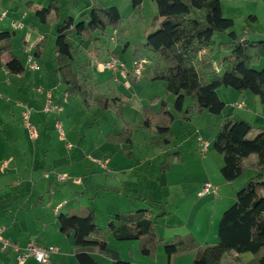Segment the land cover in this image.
<instances>
[{"label": "crops", "instance_id": "obj_1", "mask_svg": "<svg viewBox=\"0 0 264 264\" xmlns=\"http://www.w3.org/2000/svg\"><path fill=\"white\" fill-rule=\"evenodd\" d=\"M227 1L234 3L233 8H229L230 12L236 10V5L237 7L242 6V4L237 2L247 4L256 2V0H224L222 2L223 14L224 3ZM32 2L33 6L27 7V9L29 11L35 10L34 15L36 16L37 9L34 1ZM94 2L90 4L93 8H97L95 6L98 5ZM257 2L264 5V0H258ZM6 3L21 5L17 0L14 2L0 0V6ZM109 5L103 8L117 6L116 3ZM145 5L146 0L143 7ZM11 10L10 12H13V9ZM84 12H90L89 5L81 8L75 17L77 22ZM2 13L7 15L5 19L0 21V32L22 30L25 42V47H23L28 56L35 54L37 44L44 37L48 38L43 57L36 58V63L40 69L37 70L34 78H31V81L25 84L18 86L14 84L18 79L12 80L10 73L4 68V64L10 60L11 56H0V90L5 91L7 94H14L17 99L25 104V108L31 105L35 110L38 123L42 124L38 139L43 135L45 142L40 147H37L36 150H46L47 156L54 154L56 151L58 153L56 154L58 157L52 159V164L48 165L46 160L49 157L44 156L43 161L40 163L39 159H37V154H33L31 157L30 152L34 148H26L25 144L17 147L16 151L18 152H15V154L11 153V146H7V143L0 144V232H2V237L18 243L22 247L33 243L41 246L56 247L58 252L52 256L49 264H78L75 257L73 237H66L60 232L58 216L60 214L83 211V209H91L97 214L96 209L92 206L93 203L90 196H92L93 191L96 190L95 193L99 191L95 189V183L85 186L84 180H88V176L93 180L98 174L105 178V180L103 179L104 185L100 188L102 195L113 193L117 201L114 204H108L106 223L118 214L126 211L148 209L149 206L155 216L161 215L156 221V232L163 240L172 241L175 236L187 233L192 234L201 245L217 243L218 227L223 213L236 202L237 192L256 175V170L249 169L245 175L231 183L226 182L224 178L221 180L217 177L211 178L210 175L213 174L212 165H221L219 169L224 165L223 157H219V154L214 151L213 144L226 117H229L232 121L244 120L251 123L253 130L249 136L253 132V136H255L259 132L264 131V105L260 104L259 99L250 92L221 89L218 94L221 100L226 103V109L222 116L205 114L196 116L191 122H184L183 115L175 112V97L167 93L164 82H149L145 80V76L142 79H134L132 76L124 79L118 76L119 80L116 82L110 72L101 70V65L111 57L129 60V63L137 58H147L138 48H133L129 41L125 43V46L120 39L118 41L117 37L121 38L124 34V31L121 34L123 28L117 31L109 29L104 34H98V37H101L98 41L82 42L78 38L75 39L77 46L76 61L78 59V63L75 61V65L87 66L90 85L96 88L100 94L106 95L110 99L120 98L126 104L123 117L116 118L115 107L109 111L96 109L98 112L101 111V115L95 114L96 119L93 121L92 127H88L86 138L79 140L76 146L70 142L65 146L66 133L63 140L59 136V144L54 145L50 141L46 144V140H52V138L49 134V120L46 118L42 119L41 113L42 115L49 114H45L40 109L45 104L47 92L52 93L57 104L63 105V111L58 113V115L63 117V119L60 117L61 120L59 122L61 124L69 123L74 115L78 117L79 114L84 113L83 111L86 110L82 102L80 104L79 100L76 101L79 98L73 99L77 103L71 102V97L65 98V86L60 82V76L56 72L55 64L53 66L56 42V38L55 42H53L54 32H56L57 24L62 19L61 17L59 20L53 21L51 19L52 22L49 25H42L37 18H32L29 21L28 12L22 13L21 17L19 15L14 18H9L8 10L2 11ZM238 13L235 12L229 17L234 20L235 26L240 21L236 18ZM254 17V20L249 19L252 20L253 25L245 38L251 41L264 40V27L259 28L258 26L261 19L258 16ZM27 18L28 20L25 22ZM15 22H21L22 29L14 30L12 24ZM30 24H34L36 29L27 32ZM247 26L246 22H244L243 30L247 29ZM110 31L113 35L110 38V42L115 43L113 46L104 43V37ZM242 32H236V34L240 35ZM117 43L122 44V47H124L121 51L122 57L119 54L120 48ZM220 47L222 49L223 45ZM221 49L216 54H222ZM216 54L212 57V61L216 69L221 72V60L217 61L215 59ZM12 55H14L13 51ZM19 58L21 59V57ZM149 62L152 65V62ZM155 64L154 67L148 68L150 70L148 72H151L157 66L164 67V64L158 59ZM263 64L264 61L261 62L260 66H263ZM23 77L26 76L19 77V79ZM154 98H159L160 101L154 102ZM161 100L166 101L168 110L173 112L176 118L171 129L174 140L169 146L153 149L151 146L153 133L139 129V125L143 120V108L150 106L155 111H158ZM241 103H244V107L238 108V104ZM191 105L192 103L189 106ZM8 112L11 117L10 110ZM52 115L57 120L55 113ZM84 120L80 119L81 125L85 124ZM94 125L98 128L94 129ZM127 125L134 128L131 146L104 143L105 136L109 132H121ZM179 125H181L182 130L191 128L193 136L187 137L186 131L181 132ZM72 136L73 134L71 133L69 137L71 138ZM195 136L198 137V144H196L198 153L193 148H185ZM206 136L212 140V143H210L208 150L203 152L202 142H209L204 139ZM181 139H184L183 143L177 146ZM99 143L100 145L97 146ZM47 145L49 149H45ZM128 148H130V155L126 153ZM183 148L185 153L182 154L179 150ZM210 148L212 150L209 151ZM60 157L63 159H60ZM30 158L37 161V166L40 164L38 169L41 174L37 173L34 175L32 172L30 173L26 163ZM58 159L59 161H57ZM166 161H169L171 165L167 171L162 172V166ZM57 165H60V167ZM73 167L82 168L83 173L81 176H83V179H81V176L74 175L75 173L71 169ZM32 169H34V166H32ZM60 171L68 176V180L71 177L68 171L73 174L72 187L66 186L60 190L55 188V182L60 183L58 177L63 175L58 174ZM85 173L90 175L84 179ZM23 174H25L24 177L22 176ZM36 177H40L45 181L44 188L42 186V191L39 195H37V188H41V179L36 180ZM110 177L112 178L111 182L109 181ZM76 179H80V182L76 183ZM212 181L217 182L212 183L215 184L216 190L207 196H200L203 185ZM82 191V196H79ZM61 193L66 195V199L58 201L57 195ZM144 200L149 201L150 204L147 205V201ZM178 212L183 215L181 217L177 216V225L175 216L178 215ZM107 242L109 257L97 252L92 253L100 264H117L121 260L130 261L132 264H168V257L163 247H160L154 257H149L141 253L139 241L118 242L112 236H108ZM234 256L236 257L235 259L241 257ZM186 258L177 257L172 264H183V260L184 264H193L192 259L189 263L185 262ZM0 264H19L16 254L11 250L2 251L1 244ZM25 264L40 263L30 258Z\"/></svg>", "mask_w": 264, "mask_h": 264}, {"label": "trees", "instance_id": "obj_2", "mask_svg": "<svg viewBox=\"0 0 264 264\" xmlns=\"http://www.w3.org/2000/svg\"><path fill=\"white\" fill-rule=\"evenodd\" d=\"M22 1L27 2V7L33 6L31 0ZM152 1L158 10L154 20V26L158 29L147 35L143 47L153 53L164 67L157 66L148 72L152 68L150 65L144 75L145 80L166 84L167 93L175 97L174 110L183 115L184 122H191L196 116L205 114L222 116L226 103L218 94L221 89L250 92L264 105V67L257 69L264 61V40L251 41L245 38L249 34L247 29L240 35L232 31L235 22L224 17V0ZM144 2L130 0L132 10L141 12ZM35 14L40 24L49 25L52 20L60 19L61 9L56 1H51L48 7L37 9ZM249 19L254 20L255 17L250 16ZM122 27L123 15L117 6L92 8L90 12L82 13L78 22L73 17H66L58 25L54 49L56 72L68 97L81 99L87 110L97 108L109 111L115 107L118 119L123 117L126 104L120 98L110 99L100 94L90 85L87 66L75 65V39L82 42L98 41V34H104L109 29L117 31ZM30 28L35 30L36 26L30 24ZM225 33L231 43L227 46L229 53L220 61L219 72L212 61L219 50L214 38L217 34ZM15 36L14 31L0 32V56L10 55L4 68L11 75L22 77L26 75L27 68L19 57L12 55ZM47 44L46 37L37 44L36 58L43 57ZM186 99L191 100V106H185ZM153 101L158 102L160 99L154 98ZM142 114L139 129L153 133L152 148L161 149L171 145L174 140L171 129L176 118L168 110L166 101L161 100L158 111L145 106ZM252 130L253 126L249 122L232 121L226 117L213 144L214 151L223 157L224 165L220 173L226 182L238 180L249 169L256 170V175L237 192L236 202L223 213L217 243L201 247L193 236L163 240L156 232V221L161 215L155 216L150 209L116 215L108 221L106 232L99 227L91 209L60 214L59 230L66 237H73L78 264H100L92 255L94 252L109 257L108 236L118 242L139 241L144 256L151 257L163 247L168 264H172L173 258L182 250L184 253L195 252L193 264H238L234 259L226 262L228 254H252L257 257L258 264H264V131L251 139L249 134ZM133 135V126L127 125L119 134L109 132L105 141L129 147ZM126 153L131 154L130 148L126 149ZM170 165L166 161L161 171H167ZM117 264L132 263L121 260Z\"/></svg>", "mask_w": 264, "mask_h": 264}, {"label": "rangeland", "instance_id": "obj_3", "mask_svg": "<svg viewBox=\"0 0 264 264\" xmlns=\"http://www.w3.org/2000/svg\"><path fill=\"white\" fill-rule=\"evenodd\" d=\"M9 1L14 2V0H9ZM32 1H34L36 9H42L43 7H48L50 5L51 1H56L59 5L60 9H61V19L62 20L60 21V23H62V21H64V19L66 17L75 18L78 15V13L80 12L81 8H83L85 5H89L90 10H91L93 8V6H91V4H90L91 2L95 1L94 3H97V5H98V6H95L97 8H103L106 5L116 3L117 7L119 8L120 12L123 15V27H122L123 29L121 31V34L124 31V34L121 36V38L119 36L117 37L118 41L120 39V41L122 42V44L124 46L126 45L125 43H127V41H129V43L131 44V46L133 48H138V50L140 52H143V54L146 55V57H147V58H137V59H146V60H148V62L151 61L152 65L149 62L151 67H154V65H156L155 62L157 61L158 58L153 53H151L150 51L146 50L143 47V44L146 43L147 35L155 32L158 29L157 26H154V20L158 15V10H157L155 3L152 0H146V5H145V7H143V10L141 12H135L132 10L131 5H130V0H108V1H105V0H32ZM96 1H98V2H96ZM257 1L258 0H256L255 3L250 2L248 4L244 3V2H237V3L242 4V6L237 7V5L235 4L236 10L233 12H230L229 8L232 9L234 3H231L230 1H227L224 3V14L223 15L225 18H229L230 15H232L233 13L235 14V12L236 13L239 12L236 18L239 19L240 21L236 24L235 28H233L232 31L237 32V33H241L243 31V28H244V22H246V25H248L247 31L249 32V30H251V27L253 25L252 20H249V17L251 15L260 17V19H261L260 25H258V26H259V28L264 27V5L261 3L258 4L259 2H257ZM17 2L21 3V5L20 4L17 5V3L16 4L6 3L2 6H0V15H1L0 18H2L3 14L7 15L6 13H2V11H6V10H8V12H9V15H8L9 18H14V17L19 16V15L21 17L25 12H28V14H29V16H28L29 21L32 18H34V19L36 18V16L34 15L35 10L29 11L27 9L26 3L23 2L22 0H17ZM109 6H107V7H109ZM11 9H13V12H10V11H12ZM5 18H6V16L5 17L3 16L2 20ZM28 18L25 20V22L28 20ZM244 19H245V21H244ZM59 24H57V26ZM19 29H22V28H19ZM14 30H18V29H14ZM30 30H33V29L28 27L27 32H29ZM14 32L16 33V37H14V42H13L14 56L21 57L24 65L26 66V68H28L27 73L25 75L26 77H23L22 79H19V77H15V76L10 74V77L13 78L12 80L18 79L16 82H14V84L16 86H18V85L30 82L31 78H34L35 73L37 71L36 70L34 71L31 69L32 63L30 62V60H33L36 62V57H35V54L34 55L30 54L28 56V53H26V51L24 50V47H23V37H24L23 31L20 30V31H14ZM54 35L55 36L53 38V42H55V38L57 36V33L54 32ZM112 36H113L112 32L111 31L108 32L106 34V36L104 37V43H106L107 45L113 46L115 43L110 42V38ZM214 40L218 44L219 50L221 49L220 46L223 45V47L221 49L222 54L218 53L215 56L216 57L215 59L217 61H220L221 58L224 55H227L226 53L229 52L227 46L231 43V40L228 37L227 33L217 34L215 36ZM122 44H118V47L120 48L119 54L121 57H122L121 51L124 48V47H122L123 46ZM126 48H127V46H126ZM111 59H115L117 61L127 62V63H129L128 62L129 60L111 57L108 61H106L105 63H103L101 65V67H100L101 70L110 72L112 74V78L114 77L113 80L117 82L119 80L118 76H120L119 72H117V74L113 73V72L107 70V67H106L107 63ZM76 63H78V59H77ZM53 66H54V63H53ZM76 67H80V66H76ZM263 67H264V64H263V66H258L257 69L261 70V69H263ZM0 95H1L0 96V144L1 143H5V144L7 143V146H11V149H12L11 153L12 154H15V152L16 153L18 152V151H16L17 147L21 146L22 144H25L26 148H29V149L34 148L30 152L31 157L33 156V154H37V156H38L37 159H39L40 163L43 161L44 156L47 158L49 157L46 160V163L48 165H51L52 164L51 160L58 157V155H56V154H58L57 151L54 154L47 156L48 153L45 152L46 150H36L37 147H40L45 142L43 139L44 138L43 135L41 136L40 139H38L42 124L38 123V120H37L38 118H36L35 110L32 108L31 105H29L28 107L25 108V104L22 101H20L19 99H17V97H15L14 94H7L5 91L0 90ZM52 97H53V95H52ZM173 97H174V95H173ZM53 100H54V97H53ZM78 100L81 104L82 101L80 99H77L76 101H78ZM70 101L74 102L73 98H70ZM76 101L74 103H77ZM54 104L57 105V102L54 101ZM190 104H191V100L188 99L186 106H189ZM59 105H61L63 108L62 104H59ZM22 107H23V109H22ZM96 109L97 108H94V109L89 110V111L86 109L85 111H83L84 113L79 114L78 117L76 115H74V117L72 118V121H70L69 123H65V125L62 123L63 124V130L66 133V138H67L66 142H65V146L68 145L69 142L71 144H73L74 146H76L78 144L77 142L79 140L86 138L88 127L89 126L92 127L93 121L96 119L95 114L101 115V111L98 112ZM8 110H10L11 117L9 116ZM40 110H42V112H44L45 114H49V115H42V113H41L42 119L46 118L47 120H49L48 121L49 122L48 127H49V131H50L49 134L51 135V138H52V140H50V139L46 140V144L48 143V141H50V143L52 142L54 145L59 144V139H60L59 133H58V130L56 129L55 126H56L57 122H59L61 120L60 117L62 115H58V113H60V112L55 113L56 118H57V120H56L53 117L54 115H52L54 112H52V113L51 112H45V104L41 107ZM29 111L31 113V117H30L31 118V126H32L31 130L28 127L26 128V126L24 124V119H23V115ZM115 116H116V111H115ZM61 118L63 119V117H61ZM80 119H85L84 120L85 124L81 125ZM179 127H180L179 129L181 131L182 130L181 125H179ZM96 128H98V127L94 125V129H96ZM31 131L34 133L36 132L35 137L32 136ZM184 131H186L187 137L193 136V130L191 128H186L185 130H182L181 132H184ZM176 132H177V129H176ZM71 133L73 134V136L70 138L69 135ZM119 133H120V131L118 133L116 132V134H119ZM194 135H196V134H194ZM253 135H254V132L249 136V138L253 139L255 137ZM197 138L198 137L195 136V138L190 143H188L185 148H193L194 150H197V148H196V146H197L196 144H198ZM204 139L209 141V143H212V140H210L209 137L206 136ZM183 141H184V139H181L178 142L177 146L181 145L183 143ZM105 142L106 141H104V143ZM108 144H110V143H108ZM99 145H100V143L97 146H99ZM60 146H63V145H60ZM45 149H49L48 145L46 146ZM210 150H212V148H210L209 151ZM176 151H178V150H176ZM179 151L182 154L185 153L184 148L179 150ZM180 152H178V153H180ZM196 152L198 153L199 151L197 150ZM191 153H193V152H191ZM218 156L220 157L221 155H218ZM60 159H63V158L60 157ZM57 161H59V159ZM26 163L28 165L27 167L29 168L30 173L32 172V173H34V175L37 173L41 174V172L38 169V166L40 164L37 166V161L35 159L30 158ZM32 166H34V169H32ZM57 166L60 167V165H57ZM220 166H217L216 164L212 165L213 174L210 175L211 178L217 177L220 180L223 179V177L220 173V169H219ZM71 169L73 170V173H75L74 175L81 176L83 173V170L81 167H73ZM68 173L71 177L69 178V180L67 179L68 181L66 180L67 182L65 181L66 183H61L59 181L60 176L58 177V181L61 184L57 183V181H56L54 184L56 189L60 190L66 186L72 187L71 182L73 181V179H72L73 174L70 173V171H68ZM58 174H63V173H62V171H60ZM24 175L25 174H23L22 176L24 177ZM88 175H90V174H88ZM88 175H87V173H85L84 179ZM98 176L99 175L97 174V177H94L93 180H91L90 176H88V180H84L85 181L84 185L90 186V185L95 183V186H96L95 189H97L99 191V192H96L97 194L95 193L96 190L93 191V194H91L92 196H90V197H91L92 203H93L92 206L94 207V209H96V212H97V214L95 213V215H97L96 219L98 220L97 222H99L98 225L103 231L106 232L107 231V223H108V222L106 223V221H107L106 213H107L108 204H114L117 201L115 200L113 193H109L108 195L107 194L102 195L103 193L100 190V188L104 185L105 178H102L101 176L98 177ZM82 177L83 176H81V179H83ZM35 179L39 180L41 178L36 177ZM111 179L112 178L110 177V179H109L110 182H111ZM76 180H78L80 182V179H76ZM210 183L212 184V183H217V182L212 181ZM44 184H45V181L41 179V188L40 187L37 188L38 189L37 195H39V193L42 191V186L44 188ZM212 185L214 186L215 184H212ZM74 189H76V188H74ZM78 189H81V188H78ZM82 194H83V191L79 194V196H82ZM38 197H40V196H38ZM38 197H37V199H38ZM57 199H58V201H63L64 199H66V195L61 193L60 195H57ZM144 201H147V200H144ZM146 204L148 205V204H150V202L147 201ZM148 209H150L149 206H148ZM83 211H85V210L83 209ZM126 212H128V211H126ZM182 215L183 214L181 212H178V215H176V216L174 215L177 225H178L177 216L181 217ZM184 236H193V235L187 234V233H183L182 235H180V237H184ZM175 237H177V236H175ZM213 244L214 243H212V244L207 243V244L201 245L199 243V245L201 247H205L206 245H213ZM108 255L110 256V253ZM155 255H153L151 257H154ZM177 257L182 258V259H184V257H187L185 259V262L189 263L191 261V259H192V261H194L193 259H195V252L185 251V253H184V250H182V253L177 254L173 258L172 263H174V260ZM235 258L236 257L234 256V254H228L225 258V261L231 262ZM235 260L239 264H258L257 263V257L252 255V254L243 255L240 258H237ZM183 264H184V260H183Z\"/></svg>", "mask_w": 264, "mask_h": 264}, {"label": "built area", "instance_id": "obj_4", "mask_svg": "<svg viewBox=\"0 0 264 264\" xmlns=\"http://www.w3.org/2000/svg\"><path fill=\"white\" fill-rule=\"evenodd\" d=\"M3 16L5 17L6 15L3 14L2 18ZM2 18H0V21L2 20ZM12 27L14 29H19V28H22L23 26L19 23H13ZM30 62L32 63L31 64L32 70L37 71L40 69L39 65L35 61L30 60ZM149 65H150L149 62L146 59H136L130 63L120 62L115 59H111L107 63L106 67H107V70L113 73L117 74V72H119V75L124 79L128 78L129 76H132L134 79H142L144 75L146 74V72L148 71ZM65 98H68L67 94L65 95ZM237 107L243 108L244 103L238 104ZM62 111H63V108L61 105L54 104L52 93L47 92V97L45 101V112L58 113ZM30 117H31L30 111L26 112L23 115L24 124L26 128L28 127L31 130L32 126H31ZM56 128L58 130L61 140H63L65 136V132L63 130L62 124L57 122ZM31 133L33 137L36 136V132L34 133L31 131ZM209 147H210L209 142H202L203 152H206ZM67 179H68L67 175H63L59 177L60 182H65ZM75 182L79 183L78 180H76ZM214 190H216V188L211 183H205L200 192V196H207L210 193L214 192ZM0 244H1L2 251L11 250L16 254V259L19 264H25L27 260L30 258L35 259L40 264H49L52 259V256L58 252V249L54 246H41L35 243L22 247L18 243H15V242H12V241H9L3 238L2 232H0Z\"/></svg>", "mask_w": 264, "mask_h": 264}]
</instances>
